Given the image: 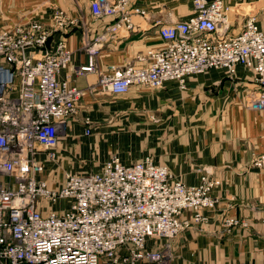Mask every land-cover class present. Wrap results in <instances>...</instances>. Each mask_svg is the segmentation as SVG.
Here are the masks:
<instances>
[{
    "label": "built area",
    "instance_id": "2783aa9c",
    "mask_svg": "<svg viewBox=\"0 0 264 264\" xmlns=\"http://www.w3.org/2000/svg\"><path fill=\"white\" fill-rule=\"evenodd\" d=\"M191 4L186 19L157 21L159 47L135 63L109 67L96 88L123 95L132 86L176 82L184 89L190 76L221 69L232 77L241 65L259 87L248 108L264 111V29L248 18L232 35L225 0ZM89 8L92 20L112 23L83 41L88 63L79 75L95 70V56L120 30H133V15L148 14L135 0H90ZM77 23L57 9L48 24L35 20L0 31V264H170L167 241L215 207L208 175L185 185L150 158L125 166L112 156L96 173L66 172L54 182L47 177L46 165L57 166L54 149L66 123L90 89L59 80L72 52L64 37L53 50L47 42ZM84 124L89 134L91 121ZM262 165V159L255 162ZM151 240L157 249L148 246Z\"/></svg>",
    "mask_w": 264,
    "mask_h": 264
},
{
    "label": "crops",
    "instance_id": "0c3cea01",
    "mask_svg": "<svg viewBox=\"0 0 264 264\" xmlns=\"http://www.w3.org/2000/svg\"><path fill=\"white\" fill-rule=\"evenodd\" d=\"M89 2L0 0V31L35 20L48 24L57 9L78 20L47 42L53 50L64 37L72 52L59 80L90 88L54 149L57 166L46 165L49 180H61L66 172H99L112 156L125 166L150 158L185 185H197L206 174L215 182L211 195L217 202L203 211V222L167 241L170 264H264V111L248 108L259 89L254 74L237 65L232 77L221 69L190 76L184 89L166 82L159 89L132 86L123 95L102 93L96 88L100 73L135 63L137 56L159 47L157 21L186 19L192 4L135 0L147 17L133 15V30H120L95 56V70L79 75L76 71L88 63L83 41L112 23L111 18L92 20ZM225 5L230 34H238L248 18L264 29V0H225ZM86 118L91 121L89 134ZM259 159L261 167L255 166ZM148 246L159 245L151 240Z\"/></svg>",
    "mask_w": 264,
    "mask_h": 264
},
{
    "label": "rangeland",
    "instance_id": "374dc122",
    "mask_svg": "<svg viewBox=\"0 0 264 264\" xmlns=\"http://www.w3.org/2000/svg\"><path fill=\"white\" fill-rule=\"evenodd\" d=\"M63 207H65V204H60V207L59 208H63Z\"/></svg>",
    "mask_w": 264,
    "mask_h": 264
}]
</instances>
